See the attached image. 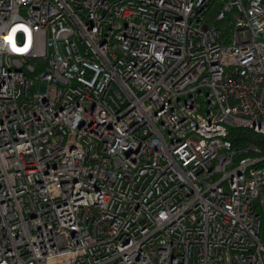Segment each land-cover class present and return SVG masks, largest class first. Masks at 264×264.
I'll list each match as a JSON object with an SVG mask.
<instances>
[{"label": "built area", "instance_id": "1", "mask_svg": "<svg viewBox=\"0 0 264 264\" xmlns=\"http://www.w3.org/2000/svg\"><path fill=\"white\" fill-rule=\"evenodd\" d=\"M234 129L264 135V0H0V264H264Z\"/></svg>", "mask_w": 264, "mask_h": 264}, {"label": "trees", "instance_id": "2", "mask_svg": "<svg viewBox=\"0 0 264 264\" xmlns=\"http://www.w3.org/2000/svg\"><path fill=\"white\" fill-rule=\"evenodd\" d=\"M221 23L222 21L220 24ZM231 133L236 145H244L250 141H253L260 145L264 151V135L246 129H234L231 131Z\"/></svg>", "mask_w": 264, "mask_h": 264}, {"label": "snow or ice", "instance_id": "3", "mask_svg": "<svg viewBox=\"0 0 264 264\" xmlns=\"http://www.w3.org/2000/svg\"><path fill=\"white\" fill-rule=\"evenodd\" d=\"M13 31H15V29H13ZM5 40H6V42H10V37H6ZM21 51H23V50H21Z\"/></svg>", "mask_w": 264, "mask_h": 264}, {"label": "rangeland", "instance_id": "4", "mask_svg": "<svg viewBox=\"0 0 264 264\" xmlns=\"http://www.w3.org/2000/svg\"><path fill=\"white\" fill-rule=\"evenodd\" d=\"M41 88L43 89V85L41 86Z\"/></svg>", "mask_w": 264, "mask_h": 264}]
</instances>
